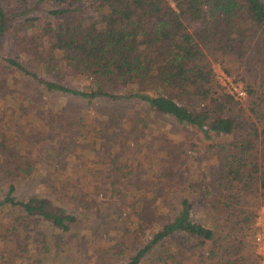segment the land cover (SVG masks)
Returning <instances> with one entry per match:
<instances>
[{
  "label": "trees",
  "instance_id": "trees-1",
  "mask_svg": "<svg viewBox=\"0 0 264 264\" xmlns=\"http://www.w3.org/2000/svg\"><path fill=\"white\" fill-rule=\"evenodd\" d=\"M37 2L50 3L52 7L44 11L42 18L27 17L22 22L44 21L36 40L18 35L16 28L13 38L27 44L24 50L26 55L30 54L29 60L54 73V77L50 80L38 77L21 62L17 52L4 59L10 70L32 79L46 92H62L86 104L98 98H136L144 102L148 111L169 115L207 140L220 135L232 137L225 146L220 145L222 162L218 179L223 187L219 198L211 199L205 195L207 190L202 192L203 204L213 209L218 223L208 227L193 220V202L183 196L173 215L144 235L143 223H152L154 218L149 215L141 219L140 210L135 224L140 237H132L126 231L123 233L126 237L115 242V246L121 245L119 255L133 249L122 264H171L189 247L207 251L208 262L200 264H262L253 253H243L239 234L255 230V213L245 209L243 198L256 195L264 200V127L257 141L255 122L243 113L236 99L218 87L210 63L218 62L228 73L237 66L264 70V3L261 0ZM8 18L0 4V35L7 30ZM31 46L38 48L36 54L28 52ZM65 72L81 78V86H65L60 78ZM242 80L251 104L249 110L258 121H264V109L258 110L257 104V111L253 108L254 100L259 99V89L251 81ZM3 85L4 79L0 77V90ZM23 140L24 135L0 131V176L5 181L0 200L3 214L0 240L14 243L6 252L7 260L22 251L21 236L14 233L17 226L24 236L25 228L32 222H46L53 231L50 244L60 251L69 247L75 238L73 227L86 214L63 207L50 209L49 201L42 197L15 198L16 183L32 169L29 151L21 150ZM47 182L64 199H75L77 192L68 190L77 191L76 185L68 184L64 189L61 184ZM188 187L196 188L194 184ZM79 204L75 203V207ZM109 248L100 251L96 263Z\"/></svg>",
  "mask_w": 264,
  "mask_h": 264
},
{
  "label": "rangeland",
  "instance_id": "rangeland-1",
  "mask_svg": "<svg viewBox=\"0 0 264 264\" xmlns=\"http://www.w3.org/2000/svg\"><path fill=\"white\" fill-rule=\"evenodd\" d=\"M0 4L9 17L7 30L0 35V77L4 79L0 90V131L24 135L21 150H28L32 158V169L16 183L14 196L42 197L49 201L50 209L63 207L86 213L73 227L75 238L69 247L60 251L50 244L53 231L46 222H32L25 228L24 236L17 226L14 233L21 236L22 251L7 260L6 252L14 243L0 240V264H122L133 249L119 255L121 245L115 246V242L125 238L126 231L132 237L138 235L137 213L143 211L141 219L149 215L154 218L149 224L143 221L141 234L148 235L160 221L173 215L183 196L193 202L192 219L214 227L216 214L208 204H203L202 192L207 190L205 195L211 199L219 198L223 187L218 179L222 162L220 145L225 146L232 137L220 135L207 140L191 126L180 124L169 115L148 111L144 102L136 98H98L86 104L62 92H46L32 79L10 70L4 59L17 52L21 62L38 77L52 79L54 73L29 60L30 54L26 55L24 50L27 44L13 38L16 28L18 35L36 40L44 21H29L33 26L22 22L27 17L42 18L52 4L37 0H0ZM36 50L38 48L31 46L28 52L33 55ZM217 67L243 89L242 78L254 83L259 89L260 102L255 99L253 108L264 109V70L237 66L228 73L218 62L211 61L213 79V69ZM60 78L68 87H79L82 83L81 78L66 72ZM214 81L223 91L216 79ZM234 99L242 106L243 113L255 122L259 141L264 121H258L249 110L247 92L244 97ZM47 181L55 186L61 184L64 189L70 184L76 185L77 191L68 190L77 192L75 199L69 201L53 192ZM189 184L196 188L192 190ZM4 192L5 181L0 176V200ZM77 202L80 203L78 208L75 207ZM243 202L245 209L255 213V230L239 234L242 251L253 253L264 264V245L257 243L255 237L256 221L264 225V200L248 195ZM2 219L3 214H0V221ZM132 239L135 244V238ZM105 248L109 249L104 258L96 263V257ZM206 256L205 249L189 247L171 264H200L208 262Z\"/></svg>",
  "mask_w": 264,
  "mask_h": 264
},
{
  "label": "built area",
  "instance_id": "built-area-1",
  "mask_svg": "<svg viewBox=\"0 0 264 264\" xmlns=\"http://www.w3.org/2000/svg\"><path fill=\"white\" fill-rule=\"evenodd\" d=\"M214 77L218 84L222 87L223 91L228 93L234 98H242L245 95V91L242 88L239 82H235L229 75L224 73L220 68L217 67V70L213 69ZM258 230L255 233L257 243L264 245V225L259 224V221H256Z\"/></svg>",
  "mask_w": 264,
  "mask_h": 264
}]
</instances>
